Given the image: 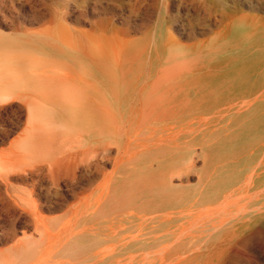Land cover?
I'll list each match as a JSON object with an SVG mask.
<instances>
[{"label":"rangeland","instance_id":"rangeland-1","mask_svg":"<svg viewBox=\"0 0 264 264\" xmlns=\"http://www.w3.org/2000/svg\"><path fill=\"white\" fill-rule=\"evenodd\" d=\"M153 70L192 73L183 134L162 131L172 117L138 115ZM261 112L264 0H0V264H91L118 211L136 212L120 227L136 241H107L101 264H264ZM157 166L180 169L174 186L203 174L215 189L169 198L162 167L146 192ZM111 197L122 205L103 209ZM166 216L179 222L156 228Z\"/></svg>","mask_w":264,"mask_h":264},{"label":"bare ground","instance_id":"bare-ground-1","mask_svg":"<svg viewBox=\"0 0 264 264\" xmlns=\"http://www.w3.org/2000/svg\"><path fill=\"white\" fill-rule=\"evenodd\" d=\"M190 74H192V73L189 72V71H184V70H182V71L163 70V71H159V72H155L153 70V71L145 72L141 76V79H140V81L137 84V86L139 88V92H138V105H140V108H141V109H139V112H138L139 117H141V119L143 121H147V120H144V119L151 118V117H155L156 119L157 118L158 119H161L162 117H172L173 118L172 121H175V125H172L171 126V125H168L167 124V127L164 126V128L162 130V131H166L168 133L167 136L169 138L172 137V136L175 137V136H177V134H183L182 132H184L185 129H186V127H187L186 126L187 124L184 126L185 123H184V118H183V115H184L183 109L187 105V96H189L190 91H193V93L196 94V97H197V89H199V88L196 87V86H194V85L188 86V85H186L185 83H183L181 81L183 78L187 77ZM261 97H262V94H261ZM259 105L261 106L263 104H259ZM263 117H264V114H263V112H261L260 113V116L258 118L261 119ZM201 119L202 118L200 116H197V117L194 118V120L191 121V124H192L193 128H197V125L200 124ZM222 123H223V121H222ZM220 126H223V125L220 124ZM77 129H78V127H77ZM100 129H102V128H100ZM99 132H100V130H99ZM172 151L176 154V156H175L176 159L182 157L183 150L180 152L179 149L178 150L172 149ZM193 151H194V149H193ZM162 167H164L165 170L163 171L164 173L161 175L162 183H160V185H158V188H159L158 191L160 193H164L165 195L169 196V198H171L173 196H176V195H180V196L187 197L188 194H189V192H191V191L193 192L194 190L197 191L199 189L209 190V191H214V189H215V183L217 182V179L212 178L214 182H210L208 180V177L207 176H203V174L198 177V182L194 186H184L182 184L174 186V185L171 184V182H170L171 180L170 179L172 177H174V176H176V177H178V178L181 179V176L183 174L180 171V169H177V168L167 169V167H165V166H157V169H155V170L152 169L151 167L150 168H147L145 170V171H147L151 175L150 177H148L149 178V181H150V184L149 185H146L145 188H144V190L146 192L150 191L151 186L153 185L152 184V182H153L152 181V173L155 172L156 170L157 171L160 170ZM188 170H190V169H188ZM221 172H222V174H220L218 172V170L215 171L213 169V175H217L218 177L220 175H222L221 178H223V177H225L227 175L228 176L230 175L227 166H225L224 169L221 170ZM219 181L220 180L218 179V182ZM141 188H142V185H140V184H138L136 186V190L137 191H138V189H141ZM261 189H264V187L261 188ZM114 190H115V192H117L119 190L125 191V189L123 188L122 185H120V186L119 185L118 186L115 185L114 186ZM262 191L263 190H261V192ZM113 196H115V195H113ZM110 200L112 201L110 203V205L109 204H106V202H109ZM122 203L123 202H121V199H118V198H115V197H111V198H103L101 204H102V207L104 209V208H107L106 205H108L109 207H113V206H116L117 205L119 207V206L122 205ZM181 203L182 202L172 203V200H171V201H168V202L167 201L166 202H161V205H167V206H171V207H173V206L174 207H178L179 205H182ZM263 205H264V202H263ZM257 208H258V206H257ZM251 209H252V207H251ZM245 210H247V209H245ZM101 212H102L101 214L104 216L103 219H105L104 222H106L107 217L105 216V214H108L107 213L108 210L101 211ZM118 212L115 213V216L113 218V223H115V225H117V227H113V228L111 227L109 229L113 233L110 234V235L109 234H104V235L100 236V238H96L94 240V242H92L91 244H89L90 245V246H88L89 248H91L95 243L98 244L99 246H102L103 245V247H100L99 250L98 251H95L94 254H92L91 256H88V255H90L89 252L85 254V256H87V257H85V260L86 261H90L91 264H95V263L96 264H101L103 262V260L105 258L104 250L107 248V247L106 248L104 247V244L107 241H109V240L110 241H112V240H118V242H119V241H124V240L127 239V241H126L127 244L126 245L131 246V245H134L135 244L136 237H134V235L138 231L136 232V230H135L134 231L135 234H131L132 236L131 235L130 236L127 235L125 237H120L121 233L123 232L122 228H120V227H123V226L126 225V226H128L126 228V230L129 229V228H131L132 227L131 224H134V220L136 219V212L135 211H132V212H129V213H123L121 215H120V212L119 213ZM178 220H179L178 218H170V216H166V217H163L161 220L155 222V226L157 228V226H161V225H164V224H167V223H171L173 221H178ZM89 221H95V218H94L93 215L90 216ZM175 226H177V225H175ZM139 227H141V226H139ZM102 230H104V229H102ZM178 232H181V231H178ZM158 233H160V232L157 231V233L155 235H157ZM162 233H164V231ZM185 233H187V232H185ZM150 234H152V233H150ZM195 234H197V233L195 232ZM66 237H68V236H66ZM70 238H72L74 240H85V239H88L87 228H85L83 230H80V231L72 234L70 236ZM164 244H165V242H164ZM116 245H117V242H116ZM113 247H114V245L112 246V248ZM158 249H159V246H158ZM109 250L110 249H107V253H108ZM116 250H117V248H116ZM110 251H113V250L111 249ZM147 251H148V249H147ZM145 252H146V250H145ZM153 252L154 251H152L150 253H153ZM60 254L61 253L58 250V251L53 252L52 255H53V257H56V256L59 257ZM142 254H141V256H142ZM129 256H130V254H129ZM143 256H144V254H143ZM19 258H21L23 260L29 259V253L28 252H24L23 254H21L19 256ZM42 259H43V257H42ZM38 260H40V259H38ZM55 261L56 260H54V262ZM143 261L141 260L140 262L142 263ZM34 262H36V260ZM140 262H139V264H141ZM26 263H28V262H26ZM34 264H52V263H51V261L49 259H45L44 262H37V263H34Z\"/></svg>","mask_w":264,"mask_h":264}]
</instances>
